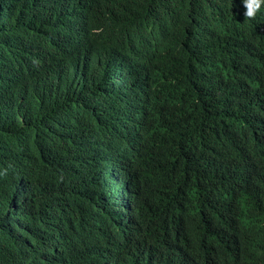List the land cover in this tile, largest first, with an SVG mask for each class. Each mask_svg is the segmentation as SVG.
Segmentation results:
<instances>
[{
  "label": "trees",
  "instance_id": "obj_1",
  "mask_svg": "<svg viewBox=\"0 0 264 264\" xmlns=\"http://www.w3.org/2000/svg\"><path fill=\"white\" fill-rule=\"evenodd\" d=\"M0 0V264H264V6Z\"/></svg>",
  "mask_w": 264,
  "mask_h": 264
},
{
  "label": "clouds",
  "instance_id": "obj_2",
  "mask_svg": "<svg viewBox=\"0 0 264 264\" xmlns=\"http://www.w3.org/2000/svg\"><path fill=\"white\" fill-rule=\"evenodd\" d=\"M240 2L244 9L243 16L248 18L254 17L264 6V0H240Z\"/></svg>",
  "mask_w": 264,
  "mask_h": 264
}]
</instances>
